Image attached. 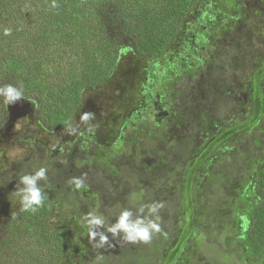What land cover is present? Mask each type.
<instances>
[{"label": "trees", "instance_id": "1", "mask_svg": "<svg viewBox=\"0 0 264 264\" xmlns=\"http://www.w3.org/2000/svg\"><path fill=\"white\" fill-rule=\"evenodd\" d=\"M197 1L55 0L56 7H52L53 0H0V85L22 86L46 130L67 128L82 105L84 92L112 77L125 46L145 59L166 51ZM5 28L11 29L10 35H4ZM168 63L164 62L167 68ZM254 91L252 87L251 94ZM254 99L256 112L251 122L225 129L204 144L199 154L195 147L187 149L197 154L195 163V156L185 163L178 161L183 177L175 171L162 176V181L174 182L170 198L163 184L153 198L147 189L133 191L135 186L124 193L123 204H131L125 208L134 212L141 205L157 202L156 198L163 203L162 231L150 243L120 246L110 240L108 248L118 250L100 260L91 252L72 251L75 231L68 221L78 210L76 197L70 179H64L59 188L63 191L55 193L58 188L50 182L56 176L50 172L63 175V169L53 161L47 168V182H41L45 206L32 214L22 212L19 204L4 224L0 264H56L64 256L70 264H264L262 158L243 164L242 154L234 157L242 161L238 175L243 177L236 176L234 161L229 166L227 162L222 174L214 172L208 178V189L200 178L223 141L264 116L262 101ZM7 118V107L0 98V129ZM5 180L0 182V218L18 202L14 190L11 198L2 191ZM54 204L58 205L57 223L51 220Z\"/></svg>", "mask_w": 264, "mask_h": 264}, {"label": "rangeland", "instance_id": "2", "mask_svg": "<svg viewBox=\"0 0 264 264\" xmlns=\"http://www.w3.org/2000/svg\"><path fill=\"white\" fill-rule=\"evenodd\" d=\"M193 8L182 24L181 37L176 39L179 42L183 34L187 36V27L205 22L204 13L213 14L216 22L208 29L207 47L202 52L205 64L183 65L178 59L176 68H167L164 62L176 58V49L169 50L171 46L177 48L176 40L166 51L147 59L134 56L125 46L112 77L102 86L85 91L72 123L53 132L40 124L32 100L23 96L7 106L8 118L0 129V182L6 179L1 189L4 187L2 191L10 194L9 198L20 186L21 175L41 166L52 167L53 161L63 169V175L50 172L56 176V181L50 182L58 188L55 193L63 191L59 188L64 179L86 177L85 188L78 190L72 185L71 190L78 208L68 221L75 231L74 252H91L94 257L116 253L118 249H109L107 244L94 247L83 217L96 211L107 222H114L121 209L131 206L123 204V195L133 190L131 186L136 187L133 191L147 189L153 198L163 184L170 198L174 182L162 181V176L173 171L183 173L178 171L179 162L197 154L187 149L195 147L199 154L221 130L251 122L252 97L264 103V0H198ZM151 84L165 103L159 126L151 112L156 100L150 98ZM250 84L255 88L253 94ZM85 112L94 114L88 122L81 120ZM250 124L223 141L203 168L200 178L207 189L208 178L214 172L222 174L223 165H231L240 154L243 164L259 157V165L264 167V116ZM192 160L195 163L196 156ZM242 161H234L237 177ZM12 175L16 178L11 179ZM18 205L19 201L0 218V233ZM57 206L54 204L51 213L54 223ZM108 236L120 246L127 242L110 233ZM70 263L64 256L56 264Z\"/></svg>", "mask_w": 264, "mask_h": 264}, {"label": "clouds", "instance_id": "3", "mask_svg": "<svg viewBox=\"0 0 264 264\" xmlns=\"http://www.w3.org/2000/svg\"><path fill=\"white\" fill-rule=\"evenodd\" d=\"M52 7H56L53 0ZM11 29L5 28L4 35H10ZM24 96L22 86L15 83H5L0 85V98L7 107L14 104ZM92 113L85 112L81 116L83 122H88L93 118ZM48 170L46 167H39L30 173L19 177V187L14 190L18 198L20 210L25 213L35 214L40 208L45 206L46 192L41 182L47 180ZM76 189L86 187V177H72L69 181ZM163 203L153 202L141 205L134 212L131 208H123L114 222H107L106 217L96 211H90L83 217V226L88 230L90 240L94 241V247L103 248L109 241L108 233L112 237H121L129 243H150L154 234L160 233L161 216L160 210ZM106 229V231H105ZM97 237L99 238L97 240ZM102 254L97 256V260L102 259Z\"/></svg>", "mask_w": 264, "mask_h": 264}, {"label": "flooded vegetation", "instance_id": "4", "mask_svg": "<svg viewBox=\"0 0 264 264\" xmlns=\"http://www.w3.org/2000/svg\"><path fill=\"white\" fill-rule=\"evenodd\" d=\"M193 13V10L191 11L190 15ZM213 14L211 13H204L203 14V18L205 19V22L203 23H195L194 27H187V36L185 34H183L182 38L180 39V41H177V37H181V31L179 33V35L174 39L176 40L175 43L177 44V48H174L173 46H171L169 48V50L171 51H177L176 54V58H171L169 59L170 64L168 63V67L169 69H174L177 67L176 65V60L180 59L182 60L184 64H189V63H195L196 65H199V63H206V60H203L204 56L202 54V52L204 51V49L207 47V40H208V29L210 28L211 25H213L216 20H214V17L212 16ZM173 40V42H174ZM208 51V54H210V50H206ZM205 59V58H204ZM185 67V66H184ZM199 67V66H197ZM263 88H261L262 90ZM260 90V91H261ZM250 93H252V87L250 85ZM150 98L151 101H153V99L156 98V100H154L152 102V105L154 107V110L151 111L153 112V115L155 117L156 120H159L157 116V109H160V111H164L163 109L165 108V103L161 100V97L154 92V87L153 84H151V93H150ZM253 97L251 99V102L253 101ZM255 100V99H254ZM251 105H253V110L252 112H250L251 116L252 114L254 115L256 112V106L254 105V103H252ZM262 111L264 112V103L262 102ZM248 116V114L246 115ZM245 116V119H246ZM236 121V120H235ZM240 121V120H239ZM244 122V121H242ZM253 125V124H251ZM227 129V128H226ZM224 130H221L219 132V134L217 136H219L220 134H222Z\"/></svg>", "mask_w": 264, "mask_h": 264}, {"label": "water", "instance_id": "5", "mask_svg": "<svg viewBox=\"0 0 264 264\" xmlns=\"http://www.w3.org/2000/svg\"><path fill=\"white\" fill-rule=\"evenodd\" d=\"M157 110H158V112H157V116L156 117H159L162 114V112L160 111V109H157Z\"/></svg>", "mask_w": 264, "mask_h": 264}]
</instances>
